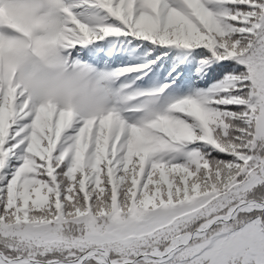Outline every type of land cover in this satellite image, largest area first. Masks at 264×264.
<instances>
[{"label": "snow or ice", "instance_id": "6c2138e0", "mask_svg": "<svg viewBox=\"0 0 264 264\" xmlns=\"http://www.w3.org/2000/svg\"><path fill=\"white\" fill-rule=\"evenodd\" d=\"M0 264H264V0H0Z\"/></svg>", "mask_w": 264, "mask_h": 264}, {"label": "clouds", "instance_id": "9594fccd", "mask_svg": "<svg viewBox=\"0 0 264 264\" xmlns=\"http://www.w3.org/2000/svg\"><path fill=\"white\" fill-rule=\"evenodd\" d=\"M34 63L36 74L29 88L36 89L43 99L75 112L98 114L109 109L105 82L94 72L63 68L54 60L41 58H34Z\"/></svg>", "mask_w": 264, "mask_h": 264}]
</instances>
